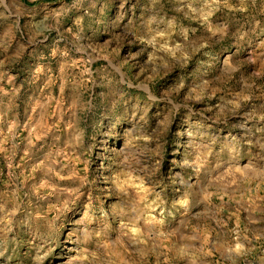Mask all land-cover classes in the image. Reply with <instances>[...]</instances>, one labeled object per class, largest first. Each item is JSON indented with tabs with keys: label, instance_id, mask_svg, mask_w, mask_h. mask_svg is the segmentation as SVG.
Listing matches in <instances>:
<instances>
[{
	"label": "rangeland",
	"instance_id": "1",
	"mask_svg": "<svg viewBox=\"0 0 264 264\" xmlns=\"http://www.w3.org/2000/svg\"><path fill=\"white\" fill-rule=\"evenodd\" d=\"M0 264H264V0H0Z\"/></svg>",
	"mask_w": 264,
	"mask_h": 264
}]
</instances>
